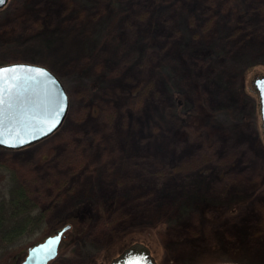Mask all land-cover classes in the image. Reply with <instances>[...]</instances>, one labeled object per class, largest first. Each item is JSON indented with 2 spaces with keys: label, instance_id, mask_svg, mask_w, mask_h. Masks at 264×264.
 <instances>
[{
  "label": "rangeland",
  "instance_id": "1",
  "mask_svg": "<svg viewBox=\"0 0 264 264\" xmlns=\"http://www.w3.org/2000/svg\"><path fill=\"white\" fill-rule=\"evenodd\" d=\"M169 2L164 5L169 14L161 18L163 35L169 39L160 44L182 41L189 49L215 45L217 51L224 47L225 64H235L233 82L238 85L240 68L260 60L264 12L248 1V20L240 17L234 22L224 10L226 0ZM109 9L103 0H8L0 9V66L28 63L47 68L61 81L69 102L62 125L52 135L19 150L0 149V199L14 172L45 209L40 228L0 251V264H19L26 250L52 235L59 219L86 193L96 194L100 201L122 200L108 215L98 216L82 241L83 247L91 241L100 251L93 264H109L137 242L149 249L156 264H264V152L259 147L264 139L257 96L255 115L247 99L236 110L246 118L232 117L230 97L217 89V76L210 73L214 56H197L190 60L192 70L207 108L220 111L218 123L223 128L203 133L191 147L158 125L148 129L165 97L157 84L141 105L138 96L128 95L138 79L136 68L123 77L106 70L111 55L119 58L134 44L136 33L126 12L117 21V34L104 40L107 34L99 23ZM132 11L139 7L134 4ZM53 34L56 47L46 49L51 43L46 36ZM86 46L87 53L82 52ZM64 48L71 52L63 55ZM75 68L85 69V77H99L100 88L93 89L94 94L86 81L77 79L80 72ZM256 75H264V66L248 70L247 88H253ZM96 100L101 112L95 109ZM162 146L172 172L156 174L154 181L141 176L133 166L150 162L155 148ZM77 169L81 175L72 176ZM163 196L194 207L206 202L211 210L203 215L186 213L161 237L131 229L157 214V209L137 213L142 204H155ZM205 228L215 241L211 247L203 242ZM124 229H131L132 237L107 240L108 234ZM72 239L67 230L58 257L50 264H81L84 252Z\"/></svg>",
  "mask_w": 264,
  "mask_h": 264
},
{
  "label": "trees",
  "instance_id": "2",
  "mask_svg": "<svg viewBox=\"0 0 264 264\" xmlns=\"http://www.w3.org/2000/svg\"><path fill=\"white\" fill-rule=\"evenodd\" d=\"M103 1L110 8L109 13L99 23V28L105 29L107 34L104 40L108 39V35L110 34L111 36L117 34V21L126 12L129 18L128 23H132L133 21V27L136 31L134 44L123 52L119 58H113L111 55L110 60L107 61L108 66L106 70L109 74L117 71L123 77L125 73L128 75V73L136 68L138 79L134 83L133 89L128 91V95L130 97L138 96L137 99L140 100L141 105L149 93L152 95L155 92H151V90L157 84L160 89L159 91L165 97L161 95L162 99L164 98L165 104H161L160 108L153 114L149 122L150 125L148 124V129L153 128L154 125H158V129L170 132L174 138L180 139L184 146L191 147L195 141L200 139L203 133L210 129L223 128L218 123L220 111L218 109L207 108L203 95L200 92L199 79L192 70L190 60L197 58V56L204 58L214 56L215 60L210 69V73H215L217 76V89L224 91L230 97V109L235 108V111H232V117L237 115L238 119L246 118L244 112H237L236 110L240 107L239 104L242 105L247 99L252 104V114L255 115V112L257 113V105L254 97L256 95L251 86L249 88L246 87V74L254 66H264V44L261 47L260 60H256L251 65L240 68L239 75L242 81L236 85L233 82L235 80L234 77L237 76L236 68H234L235 64L234 66H230L232 63H229V65L225 64L227 58L225 57L224 47L220 46L221 49L217 51L215 50L217 47L215 45L205 48L189 49L186 45L188 43L182 41L172 42L171 45L162 46L160 44L161 39H169H166L163 35L161 18L169 14L168 9L164 5L167 1H170L168 3L169 5L172 0ZM248 1L252 2L255 8L264 12V0H226V8L224 10H229L234 22L240 17L247 18L248 20V9L247 7L245 9ZM134 4L139 7V11H132ZM139 20L143 23L141 26L136 24ZM56 35L46 36L49 39L48 41L51 42L47 44L46 49L56 47L58 42ZM39 38L41 37L37 39ZM87 48L86 46L80 50L82 52L86 50L87 53ZM69 52H71L70 49L68 51L67 48L63 49V55ZM75 70L80 72L76 75L77 79L86 81L89 91L92 89L91 94H94L93 89L100 88L101 80L99 77H85V69L79 70L75 68ZM96 101L95 109L97 112L99 110L101 112L100 102L99 100ZM259 147L264 152V143ZM87 155H89L88 150ZM166 155L168 154L163 146L161 149L156 147L153 151L154 159H151L150 162H146L143 165L133 167L142 172L141 176L146 175V177H152V181H154L155 176H157L156 174L166 176L172 172L173 166L172 163H169L172 161L169 160L168 162ZM84 157L87 158L88 156ZM155 160L156 162H154ZM75 171L78 172L72 174V176L81 175V169ZM137 174L140 175V173ZM158 181L157 183L159 184L161 180ZM162 198L152 205L148 203L145 205L143 203L137 213H144L146 209H150L156 213L157 209V214L152 220L143 221V223L131 229H135L138 233L143 232L147 235L155 234L161 237L172 226H178L186 213H192L194 210L203 215L205 210H211L210 205L208 204V207H205L206 202L202 201L194 207L192 203H181L173 197L167 196L168 199L166 200L164 196ZM121 201L116 198L100 201L97 199L96 194L86 193L56 223V227L54 228L56 231L66 225H70L68 231L72 233L73 242L81 246L80 252H84L83 255L81 254L84 257L82 258L81 264H93L99 261L100 251L96 250V247L93 248L90 244L91 241L83 247L84 245L82 246L81 244L84 242L82 241L86 239L87 235H90L91 225L98 216L108 215ZM39 204L40 202L36 201L28 193L15 173L11 172L6 189V196L0 199V251L9 247L10 244L23 235L31 234L40 228L45 220V209L40 208ZM131 229H124L115 233L113 231L112 234H108L107 240L132 237L130 235L132 233ZM203 242L210 247L215 242L206 228L203 232Z\"/></svg>",
  "mask_w": 264,
  "mask_h": 264
},
{
  "label": "water",
  "instance_id": "3",
  "mask_svg": "<svg viewBox=\"0 0 264 264\" xmlns=\"http://www.w3.org/2000/svg\"><path fill=\"white\" fill-rule=\"evenodd\" d=\"M8 0H0V9ZM252 86L258 99L260 128L264 139V75ZM68 96L61 81L47 68L28 63L0 66V148L19 150L52 135L62 125ZM70 225L62 227L26 250L20 264H49ZM109 264H156L142 243L126 247ZM232 264V263H222Z\"/></svg>",
  "mask_w": 264,
  "mask_h": 264
},
{
  "label": "flooded vegetation",
  "instance_id": "4",
  "mask_svg": "<svg viewBox=\"0 0 264 264\" xmlns=\"http://www.w3.org/2000/svg\"><path fill=\"white\" fill-rule=\"evenodd\" d=\"M23 259H24V258H23ZM23 259L20 261V263L23 261ZM20 263H19V264H20Z\"/></svg>",
  "mask_w": 264,
  "mask_h": 264
}]
</instances>
